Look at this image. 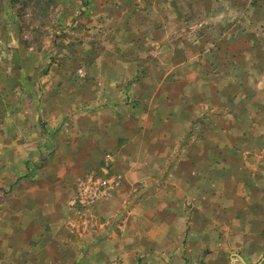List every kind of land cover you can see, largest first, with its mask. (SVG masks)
<instances>
[{
  "label": "crops",
  "instance_id": "crops-1",
  "mask_svg": "<svg viewBox=\"0 0 264 264\" xmlns=\"http://www.w3.org/2000/svg\"><path fill=\"white\" fill-rule=\"evenodd\" d=\"M229 1L0 0L1 80L15 83L0 142V264H247L228 248L220 196L239 173L195 168L216 116L220 136L229 118L235 150L247 137L225 109L228 65L240 83L231 105L244 95L264 113V4L247 0L256 9L245 17L242 0ZM24 31L32 38L20 43ZM62 33L73 44L52 36ZM179 80L202 81L216 108L186 103L200 95L179 91ZM195 120L203 133L191 137ZM92 174L107 196L75 208Z\"/></svg>",
  "mask_w": 264,
  "mask_h": 264
},
{
  "label": "rangeland",
  "instance_id": "rangeland-1",
  "mask_svg": "<svg viewBox=\"0 0 264 264\" xmlns=\"http://www.w3.org/2000/svg\"><path fill=\"white\" fill-rule=\"evenodd\" d=\"M233 0L229 1L230 4H232ZM261 4H264L263 0H259ZM243 10H244V16L247 17L246 11L250 13L251 10H254V4L249 3L247 0H242L241 2ZM258 4V3H256ZM219 6L222 7V4L219 1H216L215 10L219 9ZM237 6V5H236ZM228 8V6H226ZM231 8V7H230ZM39 9V7H38ZM22 11L20 13L19 20L17 22L18 26L22 29H25L26 26H28V21L30 20V14L28 11L26 12L23 8V6L18 10ZM234 10H228L226 11L229 15L233 14ZM63 22V20L61 21ZM260 30L264 33V26L258 25ZM53 29V28H52ZM26 31V30H25ZM24 33H21L19 36V42H29L32 38L30 35H24ZM23 34V35H22ZM63 34V33H62ZM57 34L52 35L53 37L57 36V40L72 43L74 41V35L73 33H66V34ZM43 39H39L40 41L44 40L43 35H39ZM262 36V35H260ZM63 44V43H62ZM62 44H57L53 52V57L58 58L62 54L63 46ZM60 45V46H59ZM71 50L68 51L69 54L72 56L74 55L75 48L71 46ZM20 51L16 53L17 57H21L22 55L19 54ZM77 53V52H75ZM69 54H66L68 56ZM70 56V55H69ZM228 75L227 76V85L229 87L226 88V92L228 94V98L224 100V104H226V111L228 113L229 110L235 111L237 114V125L239 130L246 134L244 137L245 139L243 142L238 141L237 150H235L234 147V140L236 137V133L229 128V118H227V122L223 120L224 125H226V133L220 134L218 131V124L217 120L218 117L216 116L214 118V121L210 124V135L207 137L208 139L206 141L208 142V147H204L207 149V158L206 161L201 162L199 164H196L195 168L197 169H203L208 166V168L211 169L212 172L214 170H225V171H237L239 173L238 177H231V178H225L227 181V184L220 190L222 193H220L222 202H223V211L222 214L224 216V219L227 223L226 228L228 229V248L231 253L235 254H246L247 257L245 258L247 264H264V113H261L262 110H256L253 108L254 105L248 104L253 98L245 97L243 95V102L241 105L238 104V101L241 100V97H236V104L231 105L230 98H233L235 96L233 88L236 85H239L240 83L234 79V66L228 65ZM19 67V66H18ZM17 67V68H18ZM225 76V77H226ZM2 76L0 74V142L4 138V129H3V122L5 118L6 108H10L12 103H10V93L15 88V83L10 80H1ZM220 86L222 81L219 82ZM216 83V84H219ZM132 86L134 84H137V82L130 83ZM177 85V89L179 91H186L187 90H195V92L199 93V90L202 87V81L197 82H187V80H179L178 83H175ZM205 87V94H208L207 88H210L209 83H203ZM244 87V84H243ZM246 87V86H245ZM173 88V87H171ZM170 88V89H171ZM260 88H264V82L260 84ZM175 86L172 90H170L172 93L174 92V95L177 93V90H174ZM130 91V92H129ZM241 92L245 93V90H242ZM129 94V105H136V103H139L138 97L135 95V92H132V89H128V92L126 95ZM200 95V93L198 94ZM176 97V96H175ZM179 104L181 105L185 98H180ZM210 99V100H209ZM212 97H205L202 98L200 95L199 97H195V99L187 98L186 103H196L199 104V106L202 105V102H208L210 105V108L215 107L217 104V99H215V103L212 101ZM143 105L145 104H153L155 107H158L162 104L161 101H153L152 99H142ZM140 102V104L142 103ZM227 101V103H226ZM260 102H264V93H260ZM12 102V101H11ZM14 104V103H13ZM262 104V103H261ZM241 106L243 108V112L238 108ZM216 108V107H215ZM233 114V113H231ZM8 116V115H7ZM229 117V116H228ZM232 123V122H231ZM254 124H258L259 127L255 129L253 126ZM200 121L195 120L194 126L196 129H192L191 137H193V134L200 135L203 133L202 126L200 127ZM222 125V124H221ZM201 128V130H200ZM225 134V135H224ZM226 136V137H225ZM221 137V138H220ZM248 137H251L249 139ZM226 138V139H225ZM253 142H256V144H252ZM228 143L227 145H230L232 150H225V143ZM233 143V144H232ZM195 148L201 149V145L199 142H195ZM2 149V146L0 144V151ZM225 157L224 163H220L218 161V158ZM242 171V173H241ZM220 183L218 182L217 186H219ZM4 198V197H3ZM2 201V197L0 196V202ZM89 220L90 215L87 217ZM237 222V225H232V222ZM239 223V225H238ZM257 234V235H256ZM257 238V241H256ZM251 256L253 257H250ZM228 261L230 262V257L228 258ZM239 262V263H238ZM234 264H241L240 259L236 257V261ZM243 264V263H242Z\"/></svg>",
  "mask_w": 264,
  "mask_h": 264
},
{
  "label": "built area",
  "instance_id": "built-area-1",
  "mask_svg": "<svg viewBox=\"0 0 264 264\" xmlns=\"http://www.w3.org/2000/svg\"><path fill=\"white\" fill-rule=\"evenodd\" d=\"M107 193L108 188L105 181L101 180L97 175L92 174L84 182L80 183L72 201V206L88 210L105 198Z\"/></svg>",
  "mask_w": 264,
  "mask_h": 264
}]
</instances>
